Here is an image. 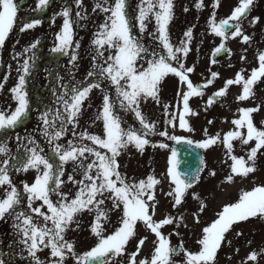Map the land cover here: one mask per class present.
<instances>
[{
  "label": "snow or ice",
  "instance_id": "1",
  "mask_svg": "<svg viewBox=\"0 0 264 264\" xmlns=\"http://www.w3.org/2000/svg\"><path fill=\"white\" fill-rule=\"evenodd\" d=\"M48 4L49 0H38L36 9L42 11ZM76 4L77 7H80L82 0H76ZM253 5L254 0H239L238 6L234 8L231 15L226 19H221L218 23L215 21V14L213 13V18L210 20L211 32L222 38L221 44L213 51V57L222 51L231 56V50L223 42L229 36L231 38L242 37V43L250 41L251 37L243 33L242 18L246 17ZM202 6L201 0L196 7L201 8ZM218 6L219 0H216L214 7ZM19 7L18 0H0V47L4 46L10 33L14 30ZM138 7L139 15L136 19L139 21L141 32H144L146 28L144 21L158 7L159 11L154 12L159 33L157 38L166 54L156 51L149 53L141 42L142 38L138 39L132 35L133 25L126 11V0H114L113 4H109L108 0H102V3L97 2L94 5L93 12L100 9L104 13H110V15L100 25L101 31L95 34L97 38L93 40V43L98 46L97 56L99 57H103L104 53L100 49L104 48L105 45L109 49H115V55H109L105 61L107 67L100 65L95 67L99 69L98 75L100 77L110 80L111 84L115 85L120 108L126 112H133L141 128L138 130L131 127L123 128L121 126L122 120L114 110V104L110 101L109 95L105 94L102 112L96 117V119L103 121L102 135L90 134L85 131L80 133V140L91 141L93 145L106 150V152H101L85 143L73 144L70 140L67 147L56 144L52 148V155L49 156L43 154L44 150L35 140L27 138L29 144L32 145V147L25 148V152L28 153L27 158L16 159L12 157L11 159L15 160V163L11 167L15 168L16 171L27 172L30 169L36 171L37 174L33 183H23V192L27 194L28 209L37 216L43 217L44 226H39L33 221V217L26 212L16 211V206L21 204L22 197L10 179L9 159L0 162V187L7 186L8 189L5 197L0 199V219L15 216L17 223H14L13 226L23 233L25 239L21 242L28 246V254L35 261V264H44L37 255V252L43 251L44 248H49L51 256L58 258L52 264H65L66 253L72 254L76 264H112L113 258L125 254L126 245L136 236L137 222H142L145 228L155 235L156 240L153 242L155 247L150 260L142 259L137 262L136 256L147 240L146 236L140 238L136 250L129 254L128 264H175L173 257L180 254L184 256V264H215L217 252L225 240V234L234 224L247 221L250 218L264 219V185L255 186L251 190H241L238 199L235 202L225 204L222 210L216 213L217 218L202 229L201 238L197 241L200 245L198 252L193 253L184 249L182 243L178 246H171L168 237L161 232V229L166 225H172L174 221H177L176 226L179 227V224L183 222V216L166 215L159 221L154 220L157 205L155 186L161 181L150 175L146 180H140L138 183H128L126 177L119 171L121 165L118 163L117 157L121 155V151L127 149L129 144H134L136 149L142 153L144 147L150 144V141L145 137L150 135H159L175 141L177 144H194L196 148L205 150L217 143H222L227 149L229 158L233 161L230 165L231 173L224 181L226 183H233L237 176L246 178L250 173L255 172L257 154L261 149H264V129L259 128L253 120V113L261 110L264 101L255 107L240 108V117L231 121L236 130L228 131L222 138L220 133L209 136L208 130L205 128L206 138L201 141H193L183 136L171 135L167 128L157 132L155 122H148L140 110L141 103L151 98L159 104L162 83L167 76L172 75L178 78L181 86L176 93L179 98L177 104L179 127L192 132L193 129L189 126L186 117L197 115V113L190 108L189 100L191 97H202L204 95L203 89L212 85L214 80L219 77V73L211 72V78L203 84H194L190 79L189 74L195 71V66L186 67L183 58L187 57L190 51L188 44L192 38V30L189 29L184 33L187 40L181 41L180 46H173L170 42L167 26L172 19V0H141ZM185 10L187 11V9ZM70 14L71 10L68 7H65L61 12L64 21L61 32L56 36L58 43L52 49L55 53L67 54L73 46V21L70 19ZM76 15L81 19L86 18L80 12H77ZM259 19V17H253L251 23L254 25L259 22ZM39 24H41V20L33 19L24 23L20 31L32 29ZM38 43L39 41H36L31 44L30 48L35 49ZM78 46L77 44L76 47ZM29 50L26 48L25 52ZM142 54L144 55L142 56ZM147 55L152 57L147 60V67L138 68V59H143ZM76 59V55L71 56L72 61ZM241 59L243 60L245 57L241 56ZM257 59L259 67L254 68L247 79L242 75L243 69L236 73L235 79H227L223 87L208 97L205 110L212 106L218 98L225 97L231 85L242 84V93L237 97L238 101L254 98L253 86L261 78H264V53H259ZM109 61L111 62L109 63ZM212 63H216V60L213 59ZM21 68L22 74L18 78V83L11 89L12 98L17 106L9 112L0 111V132L5 134L8 130L21 124L31 111L29 94L26 90V76L30 74L31 69L29 60L25 59ZM94 75L97 73L92 71L88 73L89 77ZM3 87L4 85L0 84V90ZM100 87L99 82L89 83L82 88L76 86L70 89V97L67 91L59 97L64 112L67 114L66 117L61 116L59 109L56 110L52 119H49L51 110H45L42 113L40 116L44 125L42 134L49 139V143L62 137L67 130L66 124H73L75 128V122L82 111L84 102L89 98L93 89ZM180 104H182V109H179ZM163 109L164 114L169 117L165 123L175 128L176 113L170 112L168 105H163ZM57 120L60 121L58 129ZM208 123L212 124L213 121L209 120ZM260 123L264 124V121ZM240 129H246V132H242ZM73 134L75 135V133ZM233 141H239L242 146L255 141V146L251 147L247 154V160L243 156L237 157L232 154ZM152 146L156 147L157 145ZM158 147L168 148L169 146L166 143H160ZM8 153L7 144L0 142V154L7 155ZM88 156L95 157V159L85 164L84 161L88 159ZM177 156V150L171 149L167 175L175 187L167 195L174 198L173 208L182 204L186 190L199 182L200 175L206 167L204 158L201 156L200 167L194 172H180L177 170L179 167ZM56 159L59 163H55ZM69 162L74 163L77 168L83 171V179L80 181H74L71 175L68 177L69 181L80 185L75 198L70 201L66 194L59 191L64 183L60 179L64 175V165ZM209 175L214 176L215 171H211ZM105 193L109 195L105 197ZM53 194L60 197L55 203L51 199ZM98 197L103 198L98 199ZM105 198L112 200L113 208H119L122 205L120 226L107 236L104 235V229L100 223L101 219L107 220L108 218L107 213L100 207L104 204ZM193 198L199 199V195L193 193ZM36 201L42 202L40 206H33ZM44 206L47 207V212L41 211ZM205 208V202L200 200L199 211L203 212ZM84 211H95L96 213L91 232L98 238V242L90 250L83 252V254H77L74 250V244L67 241L64 234L72 224L79 227V221L76 217ZM193 215L195 216V213ZM49 221L51 227L47 226ZM196 222L199 223L198 217H196ZM240 234L237 233V235ZM228 243L231 242L228 241ZM261 254H264V250H261ZM257 257L258 253L254 251L249 254L247 260L256 261ZM0 264H4V262L0 260ZM244 264H247V261Z\"/></svg>",
  "mask_w": 264,
  "mask_h": 264
},
{
  "label": "rangeland",
  "instance_id": "2",
  "mask_svg": "<svg viewBox=\"0 0 264 264\" xmlns=\"http://www.w3.org/2000/svg\"><path fill=\"white\" fill-rule=\"evenodd\" d=\"M18 2L20 7L14 30L10 33L4 46L0 47V84L4 85L3 89L0 90V111L9 112L17 106L12 98L11 89L18 83V78L22 74L21 66L25 59L29 60L31 65L30 74L26 76V90L29 94L31 111L24 118V121L14 129L8 130L6 134L0 132V142L6 143L9 149L7 155L0 154V162L4 159H9L10 179L22 197L21 204L16 206V211L26 212L33 217L37 215L27 207V194L23 192V183H33L37 173L34 169L25 172L16 171L15 168L11 167L15 163V160L11 159L12 157L16 159L27 158L28 153L25 152V148L32 147L27 138L35 140L44 150L43 154L49 156L52 155V148L56 144L67 147L70 140L73 144L85 143L101 152H106V150L99 149L98 146L93 145L91 141L80 140V133L85 131L90 134L102 135L103 121L102 119H96V117L102 112L103 96L105 94L109 95L110 101L114 104V110L120 116L123 128L128 129L131 127L138 130L141 125L133 112H126L120 108L115 85H112L110 80L100 77L98 75L99 69L95 67L96 65L107 67L105 63L107 57L115 55V49H109L105 45L104 48L100 49L104 53L103 57L97 56L98 46L93 43V40L97 38L95 34L101 31L100 25L110 15V13H104L100 9L93 12L94 5L97 2L102 3V0H82L80 7H77L76 0H49L48 6L42 11L36 9L38 0H18ZM108 2L113 4L114 0H108ZM200 2L201 0H172V19L167 26L169 39L173 46H180L181 41L187 40L184 33L189 29L192 30V38L188 44L190 51L187 57L183 58L186 67L195 66V71L189 74L190 79L191 77L194 79H191L193 83L199 81L197 79H203L202 81L205 83L207 79L211 78V72H217L221 75L220 80H223V77L227 80L232 79L237 71L241 72V69L244 70L242 75H247L251 71V54L255 50L251 47V39L247 43H242V37L231 38L229 36L223 42L231 50V56L223 52L222 55L213 57L214 49L222 42L221 37L211 32L210 20L213 18V13L215 14L216 22L220 19H226L231 15L234 8L238 6L239 0H219L218 7H214L216 0H202L203 6L197 8L196 5ZM140 4L141 0H126V11L133 25L132 35L138 39L142 38L141 42L149 53L156 51L166 54L157 38L159 33L154 12L159 11L158 7L144 21L146 28L144 32H141L139 21L136 19L139 15L138 6ZM65 7L71 10L73 46L68 50L67 54H62L55 53L52 49L58 43L56 36L61 32L63 26L64 17L61 12ZM252 7V12H255L253 14L260 18L259 22L254 25L251 24L250 10L246 17L242 18V30L244 34L250 37L251 34L260 31L263 33L262 37L264 36V0H254ZM77 12H80L86 18L77 17ZM33 19L41 20V24L21 32V26ZM36 41H39L37 47L31 49V44ZM77 44L79 45L78 47H76ZM26 48L30 50L25 52ZM72 55H76L77 59L75 61L71 60ZM241 56L245 57V59L242 60ZM151 58V55H147L143 59H138L137 67L146 68L147 60ZM213 59L216 60V63H212ZM222 70L224 71L223 73L221 72ZM90 71L97 73V75L89 77L88 73ZM95 82H99L101 87L93 89L89 94V98L84 102L82 111L75 122V128L73 124H66L67 130L62 137L49 143V139L42 134L44 128L40 119L42 113L45 110H51L49 119H52L56 110L59 109L61 116L66 117L67 114L64 112L63 105L58 98L63 96L66 91L70 97V89L73 87L79 86L82 88L89 83ZM180 87L178 78L172 75L167 76L161 86L160 103L157 104L149 98L146 102L141 103L140 110L148 122H155L157 132L167 128L171 135L201 141L204 129L207 126L201 118L203 107L199 99H197L199 97H191L189 101L190 108L197 115L186 117L193 131L188 132L179 127V110L177 107L179 98L176 93L180 90ZM241 88L242 84L231 85V92L234 93L235 90L236 93L241 92ZM231 101L234 102V98H228V102ZM163 105H168L170 112L176 113L175 128L165 123L169 117L164 114ZM242 106L249 107V104L247 102ZM179 109H182V104L179 105ZM56 125L58 129L60 127L59 120L56 121ZM207 130L211 134V130L209 128ZM145 138L150 141V144L144 147L142 153L136 149L134 144H129L127 149L121 151V155L117 157V161L121 165L119 171L126 177V182L128 183H138L140 180H146L150 175L160 180L161 183L155 186L157 202L155 214L156 217L166 216L171 213L173 205L171 203L173 197L168 196L167 193L175 187L167 175L168 160L171 156L170 143L172 140L159 135H150ZM160 143H166L169 147L159 148L158 145ZM152 145L157 146L153 147ZM93 159L95 157L88 156V159L84 162L86 164ZM55 163H59L58 159L55 160ZM63 171L64 175L60 179L64 183L59 191L66 194L67 199L70 201L75 198L80 185L69 181L68 177L71 175L74 181H80L83 179V171L72 162L65 164ZM263 173V171L259 173V178L263 176ZM263 180L261 179V181ZM7 190V186L0 187V199L5 197ZM108 195V193H105V197ZM100 198L103 197H98V199ZM51 199L55 203L60 197L53 194ZM184 199H186V195ZM41 203L36 201L33 206L38 207ZM100 207L107 213L108 217L107 220L101 219L100 221L104 229V235L107 236L118 228L117 224L120 222L118 220L122 217V205L119 208H113L112 200L105 198L104 204ZM41 211L47 212V207L44 206ZM48 214L50 215V213ZM95 216V211H84L76 217L79 221V227L76 224H72L70 229L64 234L65 239L74 244V250L77 254H83V252L90 250L98 242V238L91 232ZM40 218L43 219V217ZM14 223H17L15 216H7L4 219H0V260L4 264H35V261L28 254V246L21 242L25 239L23 233L13 226ZM137 229H139V226H136ZM192 234L194 236L191 237V240L194 241L197 239L198 234L194 232ZM134 238L136 239V236ZM130 245H133L132 240ZM37 255L44 264H52L53 261L58 260V258L51 256L49 248L38 251ZM65 264H76L71 253H66Z\"/></svg>",
  "mask_w": 264,
  "mask_h": 264
},
{
  "label": "flooded vegetation",
  "instance_id": "3",
  "mask_svg": "<svg viewBox=\"0 0 264 264\" xmlns=\"http://www.w3.org/2000/svg\"><path fill=\"white\" fill-rule=\"evenodd\" d=\"M252 9L253 7L251 8V21L253 17H257V15L253 14L255 12H252ZM262 34L263 33L260 31L251 34V47L255 49L251 54V71L259 67V61L257 59L258 54L264 53V36L261 37ZM251 71L244 76L245 79L250 76ZM221 72L223 73L224 71L222 70ZM220 77L221 75L219 74V77L214 80L212 85L203 89L204 95L197 99H199L203 107L201 110V118L204 120L207 126L206 128L211 130V134L208 133V135L213 136L216 133H220L222 138L228 131L236 130L235 125H233L231 121L240 117L239 109L246 107L242 106L243 104L248 102L249 107H255L264 101V78H261V80L253 86V91L255 92L254 98H250L246 101H238L237 97L242 93V88L241 92L236 93L235 90L233 93L231 92V86H229L230 89L227 91V95L218 98L212 106L207 107V110H205L208 97L223 87L226 81L224 77L223 80H220ZM191 79L193 78L191 77ZM232 79H235V76ZM197 80H199L198 82L200 84H203V79ZM228 98H234V102H228ZM209 120H212L213 123L209 124ZM253 120L259 128L264 129V124L260 123L264 121V106L261 107L259 112L253 113ZM240 131L246 132V129H240ZM205 138L206 136L203 134L202 140ZM232 143V154L237 157L243 156L245 160H247V154L250 148L255 146V141H251L249 145L243 146L239 141H233ZM262 153H264V149H261L257 154L255 172L250 173L246 178L237 176L233 183H226L224 181L231 173L230 165L233 161L229 158L225 146L222 143H217L206 150L203 149V158L206 167L200 175L199 182L195 183L192 188L186 190V199H184V196L182 204L176 208L172 206L171 213L168 214L174 217L183 216V222L177 227V221H174L172 225H166L161 229V232L168 237L171 246H178L182 243L184 249L193 253L198 252L200 250V245L197 241L201 238L202 229L217 218L216 213L221 211L225 204L235 202L241 190H251L255 186L264 185V180L261 181V179H264V173L263 176L259 178V173H261V171L264 172V159H262L264 158V154ZM213 170L215 171V175H209ZM258 179L259 181H257ZM193 193L198 194L199 199H194ZM200 200H203L206 204V208L203 212L199 211ZM171 203H174V198L171 200ZM194 213L195 216L193 215ZM164 217L165 216L156 217L155 214L154 220L159 221ZM196 217L199 218V223L196 222ZM33 221L39 226H44L45 223L39 216H33ZM47 226H52L50 221L47 222ZM137 226H139V229L136 230V239H131L133 245H130V240L128 245H126L125 254L113 258L112 264H128L129 254L136 250L139 239L145 236L147 240L136 256V261L139 262L142 259H151L155 247L153 242L156 240V237L150 230L145 228L142 222H138ZM193 232L198 234L197 239L194 241L191 240V237L194 236L192 234ZM238 232L241 234L237 235ZM228 241L231 243L229 244ZM261 250H264V219L259 217L250 218L247 221L234 224L229 232L225 234V240L222 242L221 248L217 252L215 264H244L245 261H247V264H264V254H261ZM254 251L258 253L257 260H247L249 254ZM115 260L117 261L115 262ZM173 260L175 264H184V256L182 254L175 255Z\"/></svg>",
  "mask_w": 264,
  "mask_h": 264
},
{
  "label": "water",
  "instance_id": "4",
  "mask_svg": "<svg viewBox=\"0 0 264 264\" xmlns=\"http://www.w3.org/2000/svg\"><path fill=\"white\" fill-rule=\"evenodd\" d=\"M174 148L177 150L179 160L178 171L180 172H194L200 167L201 150L196 148L195 145H188L185 143L177 144L173 142Z\"/></svg>",
  "mask_w": 264,
  "mask_h": 264
}]
</instances>
